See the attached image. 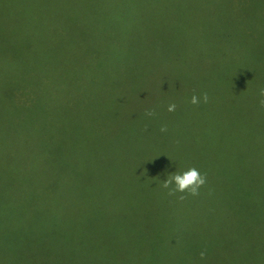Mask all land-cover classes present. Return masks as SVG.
I'll return each instance as SVG.
<instances>
[{"label":"rangeland","instance_id":"rangeland-1","mask_svg":"<svg viewBox=\"0 0 264 264\" xmlns=\"http://www.w3.org/2000/svg\"><path fill=\"white\" fill-rule=\"evenodd\" d=\"M131 1L137 3L123 20H136L137 27L127 30L132 37L125 43L131 49L120 52L110 25L115 17L101 15V0H0V97L16 82L47 71L53 110L38 127L51 144L53 167L54 160L72 166L95 153L107 166L106 176L121 187L71 191L55 184L63 181L58 172L39 175L33 160L22 157L21 144L0 141V264H264V159L255 154L261 146H246L242 138L231 149L230 129L220 130L221 141L210 145L209 158L198 167L211 192L201 189L199 196H168L159 180L139 179L136 172L159 169L166 179L184 171V145L194 133L197 141L205 137L195 126H204L205 118L216 120L224 108L220 105L231 100L223 98L229 87L222 80L233 68L222 60L215 58L210 66L204 62L189 90L184 65L174 63L167 71L166 58L179 52L192 56L208 31L217 35L216 26L230 35L227 48L241 41L250 44L261 35L254 21L259 4L249 1L237 16L219 1L183 0L184 7L175 0ZM166 4L175 12L184 10L185 21L155 32L152 22L162 18ZM242 51L239 56L247 60L249 46ZM157 64L161 73L151 68ZM36 87L44 100L49 95L44 84ZM205 92L208 103L184 109L193 94ZM170 96L175 97L172 102ZM176 98V110L169 112ZM240 104L248 109L246 95ZM148 109L155 115L146 116ZM162 126L166 132L160 131ZM195 156L200 164L205 161L202 154ZM213 175L224 176L235 188L237 207H232L231 190L225 191L231 206L219 204ZM122 177L130 186L121 185ZM180 195L186 198L180 200ZM150 199L154 207L148 205ZM166 200H177L175 207L164 208ZM176 241L188 243L190 252L169 256V245ZM205 250L202 260L199 253Z\"/></svg>","mask_w":264,"mask_h":264},{"label":"trees","instance_id":"trees-1","mask_svg":"<svg viewBox=\"0 0 264 264\" xmlns=\"http://www.w3.org/2000/svg\"><path fill=\"white\" fill-rule=\"evenodd\" d=\"M193 1H202V3L206 2L207 4L218 1L220 3L225 2L233 10V14L238 16V14H241L242 12V6H249L250 4L248 2H252L254 0H192L191 2ZM256 1L259 4V10L258 19L254 21L259 26L261 35L260 37L255 38L254 41L250 40V44L245 41H241L237 44V46L231 45L227 48L229 41L232 39L230 35L227 34L228 32L220 31L221 26H216L212 28H216L218 30L217 35L208 31L205 42L202 45L194 47V53L192 56H187L184 52H179L166 58L167 62L164 66L167 71L172 68L174 63L179 62L184 65V72L187 71V77L189 79V90H192L191 86H193L194 82H197V78L195 76L196 72H202V70L206 67L204 62L209 65L211 61L216 58L218 60H222L225 65L233 68L229 71L231 73H228L227 78L222 80L229 87L228 93L224 95L223 98L230 97L231 100L229 102L225 101L224 106L222 104L220 105V107L224 108L220 111V113L216 114V120L209 122L211 118H205L202 119L205 124L204 126H195L199 127V130L203 131L205 137L200 140L204 143L200 140L197 141L194 133L192 142L188 145H184V147H188V152L184 158V170L189 167H196L199 169V166L202 167L204 165L206 159L209 158L212 152L210 145L213 142L221 141L222 133H220V130L222 129H230L229 148L232 144H235V142H238V140L241 141V139L244 138L246 146L256 145L262 147L261 150L257 153L255 152V154L259 155L261 159H264V107L260 104L261 97L259 96V89L264 88V0ZM109 2L110 0H101V15H114L115 21L110 25L115 31L116 47L120 52L128 51L131 49V44L125 42L132 36L127 32V30L136 28L137 22L136 20H134L133 23L125 22L123 17L128 13V11L130 12L132 6L137 2L131 0H121L118 2L119 6L118 4L116 6H111L109 5ZM175 2L184 7L183 0H175ZM162 9L165 10V12L161 14L163 15L162 18L152 22L153 26H155V32L165 31L169 28V24L177 20L185 21L186 12H184V10L175 12L170 4H166V6H163ZM113 10L115 11L112 14L111 12ZM237 16L230 19L229 23L231 24ZM139 17L146 19L142 15ZM245 18L246 14L243 19L245 20ZM133 19H135V16H132V20ZM107 38H111V34ZM246 45H248L250 49V55L247 60H245L246 58L239 56L240 53L244 55L242 50ZM210 53H212V57H204V54ZM107 61L111 64L110 57ZM158 65L159 64L151 68H155ZM158 68L160 69V66H158ZM207 69L210 70L211 68L208 67ZM155 70L160 72L157 68H155ZM46 74L47 71H41L38 73L37 78L31 76L30 79L24 83L22 81H18L14 85L10 86L11 89L8 90L10 93L5 92L0 97V132L2 133L0 141L2 143L17 142L21 144L23 149L22 157L24 159L33 160V164L37 167L39 175H50L53 172V174L58 172V176H61L63 181H58L55 184L60 183L61 185H67L68 189L71 191L83 192L97 191L100 189L114 191L120 189L121 187L116 186V184L111 182L106 176V172L108 170L107 166L100 155L96 156L95 153H89L84 162H77L72 166L66 164V167H63L61 163L57 164L58 162L56 163L54 160L56 167H53V158L51 159V144L47 145L45 143L44 139L47 137L42 134V128L40 129L38 127L40 125V121L48 117L53 110V107L49 103V98L52 95L53 90L46 87V80L44 76ZM169 76L170 74L167 73V81ZM112 77L115 78L114 76ZM151 77H153V73H151ZM101 79L102 78L99 77V80ZM102 80L104 81V79ZM202 81L206 82L207 78L203 76ZM1 82L2 80H0V83ZM39 83L44 84V94H49L44 100L40 99L42 95H38V91L36 90V86H38ZM250 84L255 87L250 88ZM243 95L247 96V110L240 104L242 102ZM170 97L169 101L172 102L175 97ZM116 98L117 97L115 96L112 97L110 100L111 103L116 102ZM177 102L179 101L176 98L174 103L176 104ZM194 106L195 105L193 104H187L184 106V109H194ZM197 108H199V112L202 109L201 106H198ZM230 124L232 125V127L230 126L231 128L225 127V125ZM233 130L235 131L233 132ZM195 132L198 134V131L195 130ZM236 135L241 138H237ZM233 146L231 149H233ZM197 153L204 156L205 161H201V164L196 159L195 154ZM199 170L203 174V171L201 169ZM136 172L138 173L139 179L144 175L146 179L159 180L161 183L165 180L162 178V170L159 169H138ZM222 178L225 177L222 175H213L211 179L213 187L219 192V204L226 207L231 206V202L225 192L231 190L233 194L232 207H237L239 199L235 194V188L233 186L230 188L226 181ZM127 182L128 181H126L123 177L121 178V185L130 186V183ZM201 189L204 191L209 190V192H211L208 178L206 185ZM222 197H226L227 201L223 202ZM176 201L177 200H166L164 208L175 207ZM154 203V199H150L148 201V205L151 207H154ZM143 204L141 206H143ZM237 237L239 243V236ZM172 244L173 245H169V256H183L187 252H190L188 243L179 244V242L176 241Z\"/></svg>","mask_w":264,"mask_h":264},{"label":"clouds","instance_id":"clouds-1","mask_svg":"<svg viewBox=\"0 0 264 264\" xmlns=\"http://www.w3.org/2000/svg\"><path fill=\"white\" fill-rule=\"evenodd\" d=\"M259 96L261 97L260 104L264 107V88L259 89ZM201 102L208 103L209 96L208 94L202 93L200 96L193 94L190 103L193 105H198ZM169 112H174L176 110V104L170 103L167 107ZM146 116H154L155 110L148 109L145 112ZM161 132H166V127H161ZM207 183V175L202 174L199 169L196 167H189L182 172L175 171L173 173L168 174L167 178L163 180L161 187L167 190L168 196H176L177 193L187 194L190 196H199L200 190ZM186 198L185 195H180L178 199L184 200ZM200 258L203 260L206 258V250L201 251L199 253Z\"/></svg>","mask_w":264,"mask_h":264}]
</instances>
